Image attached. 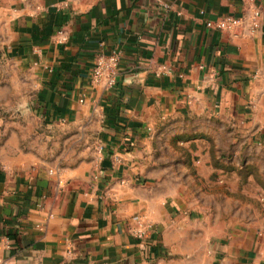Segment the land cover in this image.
<instances>
[{"label": "crops", "instance_id": "obj_1", "mask_svg": "<svg viewBox=\"0 0 264 264\" xmlns=\"http://www.w3.org/2000/svg\"><path fill=\"white\" fill-rule=\"evenodd\" d=\"M226 15L240 24L207 25ZM0 28L39 114L0 146V264H264V222L183 211L150 166L165 120L264 146V0H0ZM113 51L116 84L94 82ZM59 126L99 147L61 157Z\"/></svg>", "mask_w": 264, "mask_h": 264}, {"label": "rangeland", "instance_id": "obj_2", "mask_svg": "<svg viewBox=\"0 0 264 264\" xmlns=\"http://www.w3.org/2000/svg\"><path fill=\"white\" fill-rule=\"evenodd\" d=\"M9 49L0 28V146L11 141L6 139L13 131L23 133V118L37 113L36 79L19 52ZM199 127L195 120L181 126L165 120L158 126L161 138L154 144L155 163L150 166L162 168L154 175L162 180L175 177L183 211L216 215L226 231L264 222V146L228 140L211 123L202 131ZM52 133L58 138L44 144L58 150L61 157L67 150L74 152L90 144L95 151L100 143L96 138L87 142L80 128L59 126ZM16 143L23 148V141ZM180 164L187 169L181 171ZM168 167L175 171L168 172Z\"/></svg>", "mask_w": 264, "mask_h": 264}, {"label": "built area", "instance_id": "obj_3", "mask_svg": "<svg viewBox=\"0 0 264 264\" xmlns=\"http://www.w3.org/2000/svg\"><path fill=\"white\" fill-rule=\"evenodd\" d=\"M252 2H255L256 0H250ZM260 14L259 8H254V15L255 17ZM241 22L240 17L234 16V15H226L222 18L212 21L209 20L207 22L208 26L216 27L220 29H232L237 27ZM119 62H120V55L118 52L113 51L109 55H106L104 53L100 54L97 57L96 63L93 67L92 72V78L94 82H100L102 80L105 81L106 85L108 86H114L117 82V75H118V69H119ZM141 227L143 228V224H141ZM140 228L138 235L142 236L145 232L144 229ZM64 264V263H60Z\"/></svg>", "mask_w": 264, "mask_h": 264}]
</instances>
